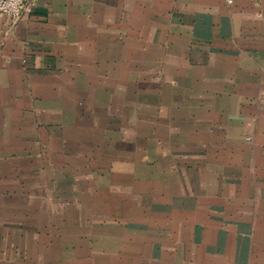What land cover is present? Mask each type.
Returning <instances> with one entry per match:
<instances>
[{"label":"crops","instance_id":"0c3cea01","mask_svg":"<svg viewBox=\"0 0 264 264\" xmlns=\"http://www.w3.org/2000/svg\"><path fill=\"white\" fill-rule=\"evenodd\" d=\"M29 2L16 22L0 14V146L26 142L6 137L23 108L80 132L88 98L117 118L140 98L144 135L173 157L148 226L80 260L264 264V0Z\"/></svg>","mask_w":264,"mask_h":264},{"label":"rangeland","instance_id":"374dc122","mask_svg":"<svg viewBox=\"0 0 264 264\" xmlns=\"http://www.w3.org/2000/svg\"><path fill=\"white\" fill-rule=\"evenodd\" d=\"M125 37L120 34L119 43ZM135 41L142 43V35ZM128 102L117 118L88 98L78 115L87 131L80 132L67 131L61 115L37 117L23 108L7 117V139L19 132L26 142L0 146V264H84V255L96 258L102 246L112 252L136 225L140 231L148 226L152 206L168 198L162 171L173 157L168 164L160 140L144 135L149 120L142 99ZM198 216L206 218L203 211Z\"/></svg>","mask_w":264,"mask_h":264},{"label":"built area","instance_id":"2783aa9c","mask_svg":"<svg viewBox=\"0 0 264 264\" xmlns=\"http://www.w3.org/2000/svg\"><path fill=\"white\" fill-rule=\"evenodd\" d=\"M29 11V0H0V14L7 15L13 22Z\"/></svg>","mask_w":264,"mask_h":264}]
</instances>
